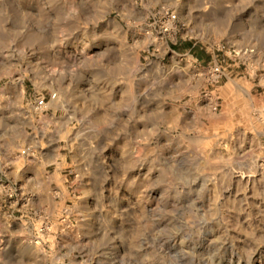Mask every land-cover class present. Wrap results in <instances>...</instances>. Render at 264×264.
<instances>
[{
  "label": "rangeland",
  "instance_id": "374dc122",
  "mask_svg": "<svg viewBox=\"0 0 264 264\" xmlns=\"http://www.w3.org/2000/svg\"><path fill=\"white\" fill-rule=\"evenodd\" d=\"M0 264H264V0H0Z\"/></svg>",
  "mask_w": 264,
  "mask_h": 264
},
{
  "label": "built area",
  "instance_id": "2783aa9c",
  "mask_svg": "<svg viewBox=\"0 0 264 264\" xmlns=\"http://www.w3.org/2000/svg\"><path fill=\"white\" fill-rule=\"evenodd\" d=\"M176 18H177V15L175 13H171L169 9L163 8L162 10V31L163 33H167L170 31V28H171L170 24H172ZM46 106H47V103H46V99L44 98L37 99L35 102V108L37 110H43Z\"/></svg>",
  "mask_w": 264,
  "mask_h": 264
},
{
  "label": "bare ground",
  "instance_id": "6f19581e",
  "mask_svg": "<svg viewBox=\"0 0 264 264\" xmlns=\"http://www.w3.org/2000/svg\"><path fill=\"white\" fill-rule=\"evenodd\" d=\"M209 104V103H208ZM159 242V241H158ZM160 245H161V243H160ZM167 245V244H166ZM159 247V246H158ZM176 247V246H175ZM165 249V248H164Z\"/></svg>",
  "mask_w": 264,
  "mask_h": 264
}]
</instances>
